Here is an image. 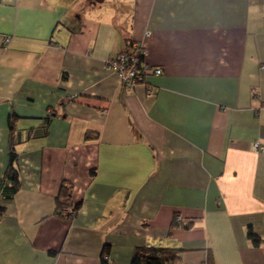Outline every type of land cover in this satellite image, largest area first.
Returning <instances> with one entry per match:
<instances>
[{"label": "crops", "instance_id": "obj_1", "mask_svg": "<svg viewBox=\"0 0 264 264\" xmlns=\"http://www.w3.org/2000/svg\"><path fill=\"white\" fill-rule=\"evenodd\" d=\"M133 41L162 72L128 90ZM262 140L264 0H0V264H264Z\"/></svg>", "mask_w": 264, "mask_h": 264}, {"label": "trees", "instance_id": "obj_2", "mask_svg": "<svg viewBox=\"0 0 264 264\" xmlns=\"http://www.w3.org/2000/svg\"><path fill=\"white\" fill-rule=\"evenodd\" d=\"M131 42L128 43V46ZM14 114L8 116V128L10 132L14 129ZM9 162L6 167L4 178L9 182L11 193L15 192L19 185L18 170H17V154L14 150V143L9 144ZM71 185L65 181L61 183L59 193L56 197V212L69 216L76 212L81 205L80 201L72 202L70 199ZM2 208V206H0ZM247 237L253 245H259L261 242L260 236L253 231L251 226L248 227ZM181 247L174 246H155V245H140L136 246L132 252L130 264H181ZM106 262V259H103Z\"/></svg>", "mask_w": 264, "mask_h": 264}, {"label": "built area", "instance_id": "obj_3", "mask_svg": "<svg viewBox=\"0 0 264 264\" xmlns=\"http://www.w3.org/2000/svg\"><path fill=\"white\" fill-rule=\"evenodd\" d=\"M149 30H145L144 35L148 36ZM10 35L4 34L2 36V45L5 47L10 41ZM145 50L137 42H131L128 49L120 52L116 56L110 58L106 67L112 69L118 75L120 83L128 90H131L136 84L143 82L147 74H160L162 72L160 67L151 66L145 59ZM153 93L152 90H148ZM256 150L264 149V140L256 141L253 144ZM66 213V211H64Z\"/></svg>", "mask_w": 264, "mask_h": 264}]
</instances>
